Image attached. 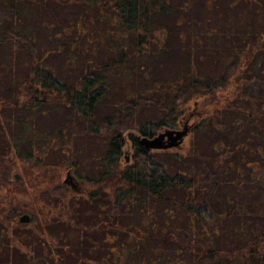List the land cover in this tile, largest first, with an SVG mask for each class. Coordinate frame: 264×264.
<instances>
[{
  "label": "trees",
  "instance_id": "trees-1",
  "mask_svg": "<svg viewBox=\"0 0 264 264\" xmlns=\"http://www.w3.org/2000/svg\"><path fill=\"white\" fill-rule=\"evenodd\" d=\"M0 1L21 15L18 8L24 0ZM74 1L95 6L97 18L102 17L107 24L106 35L110 30L120 31L122 41L115 43L111 34L108 43L116 45L120 55L100 62L86 61L84 68L77 70L71 81L56 76L47 65L33 64L29 77L13 90L11 97L0 96V112L7 109L36 110L58 102L61 104L58 107L71 111V115L78 120H86L94 115L101 99L108 94L111 88L109 76L115 66L133 67L135 79L139 78L138 73L144 72L146 81L141 84V90L127 88L115 106L129 115L140 107L143 97L152 100L151 105L155 104L160 115L141 121L136 125L140 134L129 135L127 140L122 134L111 135L107 152L95 156L99 159L95 163L98 173L89 178L91 187L79 196L95 204L105 215L96 225L84 228L87 233L99 236L100 242L90 239L93 247L100 243L107 251L99 259H92V264H133L131 254L134 248L135 253L140 244L138 242H143L141 240L148 238L149 234L132 225H120L119 208L138 200L140 195L168 204L172 200L169 193L174 190L182 191L186 196L181 203L174 201V204L178 203L182 208L186 219L183 232L187 228L189 237L178 240V232H169L163 240L179 242L176 251L195 258L190 264H264V28L253 33H237L232 47L218 58L221 72H209L197 66L201 59L197 51L205 42H212L209 46L216 45L221 40L216 39V35L222 34L221 29L207 20L209 11L200 19H191L190 0L181 3L177 0ZM169 16H175L174 24L166 25L159 21L161 17ZM181 24H186L189 38L183 64L173 75L149 79L147 73L150 69L145 72V66L152 63L162 65V58L180 50V47L171 46L170 39ZM84 27L76 23L77 36L72 42H79ZM241 40L243 45L239 47ZM222 69L226 71L222 72ZM248 86L252 88L245 91ZM195 97L206 99L205 105L192 111L189 107L186 109L187 102ZM186 114L198 120L192 128L194 135L198 137L201 133H209L215 136L208 146L211 154L205 145L201 146L198 142L191 143V152L186 155L171 152L170 149L147 150L142 144L140 135L152 137L158 134V129H175L180 122H186ZM108 118H111L110 115ZM127 118L130 119L129 116ZM23 125L26 133H31L30 127L25 123ZM17 140L14 137L15 144ZM73 141V137H67L62 130L59 136L61 143L48 139V144L68 145L72 151ZM127 143L133 148L131 161L127 156L123 157ZM29 145L34 148L25 153L23 150L27 148L16 146V149L13 144L11 147V150H18V156L25 163L22 161L19 165L21 170L14 179L16 187L10 192L17 188L31 201L23 197L17 199L15 195L10 197L14 207L8 226L14 229L24 225L19 217L25 212L32 215V221L39 220L49 223V226L58 220L54 216L57 215V208H62V216L57 218H67V225L74 226L71 220L73 212L65 203L70 196L61 203L53 201L49 195L54 185L62 183L64 172L71 170L74 175L84 177L76 170L78 161L66 167L44 163L43 156L35 152L36 145L33 142ZM75 147L78 150L79 144ZM11 150L0 152V175L6 180L17 164V156ZM73 155L76 160L77 154ZM163 155L174 158L182 168L172 169L160 159ZM185 166L189 169H184ZM212 168L215 171L212 175L230 176L217 190L222 197V200L217 197L219 204L214 202L216 197L209 192ZM230 173H234L235 177L232 178ZM24 200L29 201L27 206ZM165 211L168 212L166 207ZM168 215L175 218L171 211ZM232 222L235 226L231 225ZM219 234L228 240L225 247L219 243ZM59 244L58 248L63 243ZM55 245L56 242L52 243V246ZM52 246L48 245L51 249ZM161 255L159 253L158 256ZM58 257L60 263L54 261V264H64L63 255L58 254ZM73 264L88 263L84 262L82 255H75Z\"/></svg>",
  "mask_w": 264,
  "mask_h": 264
},
{
  "label": "rangeland",
  "instance_id": "rangeland-1",
  "mask_svg": "<svg viewBox=\"0 0 264 264\" xmlns=\"http://www.w3.org/2000/svg\"><path fill=\"white\" fill-rule=\"evenodd\" d=\"M36 1L39 0L20 2L18 10L21 15L0 1V96L6 99L11 97L13 90L18 85L26 81L33 64L47 65L56 76L65 81H71L74 79L73 75L78 72L77 70L84 68L86 61L100 62L114 59L120 55L119 48L113 43L110 45L108 43L111 34L114 36L115 43L122 41L123 35L116 29L107 31L106 35L107 24L102 17L97 18L98 11L94 8L95 6L80 4L74 0H44L38 3ZM177 1L178 3L183 2V0ZM190 2L192 6L191 19H200L206 11H209L207 20L220 26L222 33L216 35V39H221L218 43L216 42V45L209 46L212 42H205L200 47L198 46L197 53L201 59L197 66L201 70L221 72L219 68L221 62H218V58L228 52L227 48L232 47L235 35L242 31L253 33L256 29L264 28V0H190ZM174 20L175 16L159 19L166 25L174 24ZM185 22L187 23L188 20ZM76 23L85 26L77 43L72 42L77 36ZM185 26L186 24L178 26L177 32L170 39L171 46L180 47V50H174L172 55L162 58V65L152 63L145 66V72L148 71V68L150 69V72L147 73L149 79L155 78L154 76L161 78L164 75H173L181 67L186 57L185 49H187L189 41L188 29ZM202 30L205 31V28ZM239 45V47L243 45L242 40ZM224 71L226 70L222 72ZM138 75L139 78L135 79L134 68L131 66L129 69L126 65L115 66L109 76L111 88L108 90V94H105V97L101 99L94 115L86 120H78L77 117L71 115V111L58 107L61 105L58 102L36 110H1L0 152H10L12 144L16 149V146L20 149L27 148L23 150L24 153L29 152L34 148L29 145L33 142L36 145L35 152L43 156L44 163L66 167L69 163L78 161L75 165L76 170L84 177L76 176L71 171L72 179L70 182H65L68 172H64L62 183L54 185L52 194L49 195L53 201L61 203L68 195L70 196L65 203L69 207L68 210L71 209L73 212L71 220L74 226L67 225V218H57L62 216V208H57V215L54 216H57L58 220L49 226V223L36 220L32 221L34 223L16 226L13 229L10 225L8 226L10 212L14 207L10 197L15 195L17 199L21 197L24 199L28 196L24 197L25 193L17 188L13 190V193L10 192L11 188L16 187L15 175L20 172L19 165L23 161L18 156V150H11L14 156H17V164L14 169H11L7 180L0 175V241L2 242L0 264H54V261L60 263L58 254L63 255L64 264H73L75 255H82L84 262L92 264L93 260L106 254L105 246H101L99 243L94 248V244L90 241L93 239L100 242L99 236L87 233L84 229L96 225L105 218L104 212L101 213L99 207L84 201L79 196L91 187L89 178L98 173L95 163L99 159L95 156H102L107 152L111 135L122 134L127 140L129 135L140 134L136 125L141 121L149 118L155 119L160 115L155 104L151 105L152 100L143 97L140 99L142 101L140 107L135 113L132 112L129 115L115 106L124 96L127 88H131L132 91L141 90V84L146 81V77L144 72L138 73ZM248 88L252 87H245V91L249 90ZM205 103L206 99L199 100L195 97L189 100L184 107L186 109L189 107V110L192 111L194 108L201 109ZM184 118L186 122H180L175 129L186 128L188 133L182 143L177 147L170 148V151L186 155L191 152V143L198 142L201 146L205 145L207 152L211 154L212 151L208 146L212 144L215 136L201 133L197 137V134H193L192 128L198 120L188 114ZM23 123L30 127L31 133H26L27 129L24 128ZM62 130L67 137H73L74 141L71 143V147L74 153H71L68 145L48 144V139L60 144L59 136ZM164 130L165 128H161L157 131L159 133ZM14 137L18 139L16 144ZM191 138H193L192 141ZM78 144L79 149L76 150L75 146ZM75 153L78 157L76 160L73 155ZM132 153L133 148L127 143L123 150V157L127 156L128 161H131ZM168 155L160 156V159L174 170L181 169L180 163ZM184 169L188 170L189 166H185ZM214 172L212 168L210 175ZM230 175L232 178L235 177L234 173H230ZM229 178L230 176L221 174L208 178L209 184H211L209 192L211 191L210 194L216 197L214 199L216 204L220 203L217 197L222 200L220 192L217 190ZM169 195L172 200L168 204L155 202L140 195L138 200L119 208L120 225H132L147 235L149 234L148 238L141 240L143 242H138L140 244H138L135 253L134 248L131 254V263L176 264L177 261H180L181 264H190L195 259L191 254L176 251L179 248V242L163 240L169 232H178L180 234L177 237L178 240L189 237L187 228L186 232H183L186 227V219L182 208L178 203L174 204V201L181 203L186 196L179 190L171 191ZM28 200H24L26 206L31 201ZM165 207L168 210L167 213ZM75 210L77 212H74ZM170 211L174 213L175 218L168 215ZM234 224L235 222L231 223L235 226ZM220 232L222 233V228ZM219 235L221 236L218 238L219 243L225 247L228 240L221 234ZM55 242L56 245L52 246V243ZM59 242L63 244L58 248ZM48 245H51L52 249ZM30 249L31 251L28 252ZM70 252L74 254H70ZM159 253H162L161 257L158 256Z\"/></svg>",
  "mask_w": 264,
  "mask_h": 264
},
{
  "label": "water",
  "instance_id": "water-1",
  "mask_svg": "<svg viewBox=\"0 0 264 264\" xmlns=\"http://www.w3.org/2000/svg\"><path fill=\"white\" fill-rule=\"evenodd\" d=\"M188 129L178 130V129H166L159 132L154 136H141V142L146 147L147 150H156V149H170L179 146L184 137L187 135ZM72 179L71 170L68 171L65 182H70ZM32 217L28 213L22 214L20 221L23 223H29ZM1 249V242H0Z\"/></svg>",
  "mask_w": 264,
  "mask_h": 264
},
{
  "label": "flooded vegetation",
  "instance_id": "flooded-vegetation-1",
  "mask_svg": "<svg viewBox=\"0 0 264 264\" xmlns=\"http://www.w3.org/2000/svg\"><path fill=\"white\" fill-rule=\"evenodd\" d=\"M25 213H28V212H25ZM24 214V213H23ZM28 214H30V213H28ZM31 215V214H30ZM22 216V215H21ZM20 216V217H21ZM20 217H19V220H20ZM31 217H32V215H31ZM32 220H33V218L31 219V221L29 222V223H31L32 222ZM21 222V221H20ZM22 224H27V223H23V222H21ZM1 242V241H0ZM2 250V242H1V249H0V251ZM58 256V255H57ZM56 258H58V257H56Z\"/></svg>",
  "mask_w": 264,
  "mask_h": 264
}]
</instances>
